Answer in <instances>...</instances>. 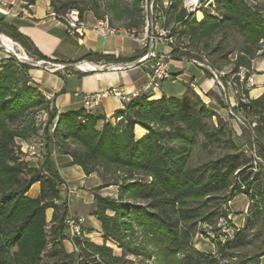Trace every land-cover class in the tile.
Wrapping results in <instances>:
<instances>
[{
    "label": "trees",
    "instance_id": "16d2710c",
    "mask_svg": "<svg viewBox=\"0 0 264 264\" xmlns=\"http://www.w3.org/2000/svg\"><path fill=\"white\" fill-rule=\"evenodd\" d=\"M48 1L56 14L77 10L71 5L57 7L52 0ZM140 1L133 0L131 8L120 9L116 16L117 20L125 17L129 21L125 31L134 36L139 35L144 25ZM211 2L224 15V20L218 21L205 11L203 20L196 21L194 14H187L183 0H170L171 21L182 28L177 36L206 39L223 28L231 27L264 41V8L250 7L244 0ZM27 3L32 5L35 0H27ZM154 5V22L162 24L164 16H160L159 0H154ZM117 7L112 5V8ZM80 14L83 15L82 12ZM0 31L27 52H34L30 40L14 27L0 23ZM146 52L145 47L142 56ZM92 58L114 61L99 54H94ZM15 62L8 61L0 70V264H41V253L47 245L46 210H53L52 235L56 243L55 240L63 236L69 209L67 199L62 198L58 189L61 180L52 160L51 151L55 146L51 145L48 129H44L45 154L38 169L30 168L28 162L19 157L20 140L36 135L38 128L34 123L23 122L19 128H14L15 124L32 108L38 109L44 104L46 109L49 103L30 86L28 70L31 67ZM246 65L249 67V63ZM239 66L238 63L235 70ZM126 111L125 125L113 128L106 122L101 131L95 126L105 118L92 114L84 116L83 110L58 114L51 109L49 114L51 121L57 117L56 132L62 142L61 146H57L56 153L69 155L72 159L69 165L81 167L85 175L97 172V165L104 167L101 170L103 175L111 174L112 168L113 172L122 173L123 182L118 186L117 199L98 194L94 196L93 215L100 222L104 239L115 242L124 251L123 257L126 254L139 255L138 249L131 248L121 239L122 228L128 226L130 229L135 223L158 247L159 264L252 262V258L246 262H232L235 256L230 251L246 248L253 239L262 236L252 220L257 217L256 211L231 239L213 243L215 255L195 249L192 243L197 225L213 226L219 219H226L222 206L237 195L244 194L252 200L257 196L260 203H264V178L254 168L251 158L235 143L229 122L209 109L190 88L180 98L163 95L157 100H149L148 96L140 95L131 101ZM239 113L251 118L256 136H264V92ZM117 114L122 113L119 111ZM151 123L161 129L152 128L149 126ZM135 125L147 130L146 135L138 140L133 135ZM59 128L64 131L63 134ZM120 128L123 130L118 134L117 129ZM66 141L73 142L78 149L70 151L65 148ZM257 145L259 155L264 157V147ZM196 146L209 153L217 150L219 154H210L207 161L189 166L192 150ZM35 183H39L40 193L36 199H30L26 193ZM109 185H102L101 188ZM130 201L143 205H132ZM107 212L113 213V216H108ZM91 249L101 255L104 264L105 257H110L112 253L105 246H91ZM59 255L62 256L61 252L55 250L48 255V259L61 261ZM262 255L264 253L255 258ZM64 258L70 260V264L77 261L75 254ZM113 261L121 260L113 258Z\"/></svg>",
    "mask_w": 264,
    "mask_h": 264
},
{
    "label": "rangeland",
    "instance_id": "374dc122",
    "mask_svg": "<svg viewBox=\"0 0 264 264\" xmlns=\"http://www.w3.org/2000/svg\"><path fill=\"white\" fill-rule=\"evenodd\" d=\"M57 7L62 5H71L75 7V9L82 12L84 15H90L96 17L97 20L106 19L109 23V26L116 31H125V26L128 24V20L123 17L122 19L117 20L116 16L119 13L120 9L123 8H131L133 5V0H52ZM250 7H254L257 9L264 8V0H244ZM50 2V1H49ZM118 6L117 8H112V5ZM160 5V16H164V22L162 24H158L159 27L164 29L166 36L172 35L175 39V43L177 47L182 48L181 51L177 50L175 52V57L178 58H197L201 62L208 66L211 70H214L218 73H222L224 76L222 77L223 84L225 82H236L237 73L240 71H248L250 75L254 77V74H262L264 72V41L257 40L252 38L244 33L239 32L235 28L227 27L223 28L217 33L213 34L210 38L206 39H189L185 37H179L180 32L182 30L180 24H176L171 21L172 13L169 11L170 0H159ZM150 6H152V18L153 24L155 25L154 19L155 15V5L154 0H141L140 8L142 10V15L144 17V25L141 30H139L138 37L142 39L144 35V27L146 18H148L150 22ZM183 7L186 9L187 14H194L193 17L196 21H201L204 18L203 12L207 11L210 16L215 18L216 20H224V15L217 10L216 6L211 2V0H196L194 5H189L185 3L183 0ZM201 17H200V15ZM190 16V21L192 18ZM151 25L148 28V35L151 34ZM153 33L155 30L153 29ZM174 33V35H173ZM144 44L146 41H143ZM157 50V48H156ZM250 52V54L248 53ZM16 63V62H15ZM240 64L235 70L236 65ZM249 63V67L246 65ZM19 64V63H16ZM247 73V74H248ZM248 74V75H249ZM255 81V80H254ZM256 87V83H255ZM254 87V88H255ZM253 88V89H254ZM222 98L223 107H225L224 116H219L223 118L225 121H228L232 131L233 138L239 149L243 150L244 153L251 158L252 164L254 168L260 173L262 179L264 178V157L259 155L258 145L264 147V136L258 137L253 132V128L255 124L250 117H244V115L238 114V111L235 109H231V112L234 116L238 117L240 121H237L235 117L230 115L229 105H225L223 101L224 92L228 97L232 98V90H230L226 85H224L223 90L219 89ZM252 90V89H251ZM249 97V92H248ZM36 99V98H35ZM234 99V98H233ZM250 99V98H249ZM251 101V100H250ZM51 112V108L48 107L45 109V105L41 104L38 109L32 108L26 114V116L18 121L14 128H19V126L24 122L25 124L34 123V126L38 128V132L36 135L32 136L26 140H20V159L26 160L28 162V166L30 168L32 165H38L40 167L42 163V158L45 154V145H46V136L44 135V129H48V136L50 137V142L52 147L55 146L54 150L52 149V155L58 150L57 146H61L62 142L60 140L59 133L56 132V124L57 117L51 121L49 119V114ZM127 113V111L125 112ZM106 124L105 120L98 121L96 124V130L101 131L103 126ZM113 128H117L119 124H126V114L124 119L118 123H110ZM152 128H160L158 125L151 123L149 124ZM163 129V128H162ZM58 130H61L59 128ZM123 128L117 129V133L121 134ZM61 131H59L61 133ZM140 131V132H139ZM64 131H62L63 134ZM147 133V130L140 126L135 125L133 129V135L136 140L142 138ZM67 147L70 151L77 150L78 146L71 141H66ZM28 146H32L34 148V154H31L28 151ZM212 150V149H211ZM264 153V151H263ZM210 154L218 155L217 150H212L209 153L208 150H202L200 147L196 146L191 153V157L189 160V166H195L198 163H202L207 161ZM36 168V169H38ZM102 165H97V174L102 177V185L111 184L106 187H102L100 185L97 188H94L93 191L95 194L101 195L103 197H109L112 199H117L119 184L123 182L122 173L121 172H113L114 168L111 169V174L103 175L101 174V170H103ZM58 188L61 192L62 198L67 199V195L63 189L61 183L58 184ZM94 194V196H95ZM132 205H136V203L141 206L142 203L130 201ZM257 203V204H256ZM68 204V202H67ZM94 204V202H93ZM223 210L226 212V219H219L213 226H207L204 224L197 225V233L195 234L192 243L193 247L201 252L216 254V249L214 246V242L216 240L224 243L227 239H231L234 233L244 227L248 217L252 214V212H257V219L254 218L256 230L258 232H262V236L258 239H253L252 244L246 248L230 251L231 254H234L235 258L231 261L235 263L246 262L249 258H252L250 263L246 264H254L258 262L259 264H264V255L255 258L256 255H260L264 253V203H260V199L256 196L253 200L244 194H239L234 197L232 200L227 201L223 206ZM69 209V208H68ZM52 210V209H51ZM53 211V210H52ZM94 207L92 205L91 213H94ZM108 216H113V213L107 212ZM53 216V215H52ZM94 216V215H93ZM95 217V216H94ZM68 218H79L83 221V232L85 236H81L84 239L85 246H87L89 252L93 254L95 258L92 263L104 264L101 255L91 249V246H105L111 250L110 257H105L106 264H159L158 261V247L154 246L148 237L144 235L139 228L136 227L135 223H132V227L128 229L127 227H123L121 231V239L125 244L130 245L131 248L138 249L139 255H131L126 254L123 257L124 251L113 241L106 240L107 242H103L100 245H96L92 243L87 237V231L85 228L86 219L82 216L70 215ZM96 218V217H95ZM52 219V218H51ZM97 219V218H96ZM64 221V232L62 237H58L56 239V243L53 242L52 235V222L51 220L47 223L46 234H47V245L46 248L41 253L42 262L52 263V264H70V260L64 258L66 255L75 254L77 256V261L75 264H80V262H85L88 260V256H92L84 250L75 251L73 244L70 242V238L66 236V226ZM98 221V220H97ZM85 237V238H84ZM104 238V237H103ZM67 242L71 246V249H66L63 247L60 242ZM57 245V246H56ZM55 250H59L62 254L59 255V260L56 258L48 259V255L51 252H55ZM70 252H69V251ZM113 258H119L121 261H113ZM221 264H225V261H222Z\"/></svg>",
    "mask_w": 264,
    "mask_h": 264
},
{
    "label": "crops",
    "instance_id": "0c3cea01",
    "mask_svg": "<svg viewBox=\"0 0 264 264\" xmlns=\"http://www.w3.org/2000/svg\"><path fill=\"white\" fill-rule=\"evenodd\" d=\"M0 1L6 3V6L1 7L4 14L0 13V23L14 27L28 38L34 52H27L3 31H0L1 35L18 43L28 57L34 61L69 66L56 73L32 66L28 70L30 86L42 95L49 103V107L58 114L83 110L81 97L75 96V93L94 95L116 88L125 95H131L140 92L146 83L149 63L132 68L100 69V71L91 70L89 72H82L73 66L82 61L97 66H124L137 62L142 57L145 48L144 42L138 36L127 33V31H120L118 35L102 37L89 29L82 39L69 37L63 26L53 17L48 0H35L32 5L28 4L27 0ZM82 17L88 28H91L97 21L92 14H83ZM170 51L171 48L166 44L159 43L155 46L157 54H167ZM94 54L113 58L114 61L95 60L92 58ZM10 60L13 58L0 47V70ZM169 72L176 79L175 82L163 81L153 90L143 93L148 96L149 100H157L163 95L180 98L187 88H190L209 109L220 116L226 115L220 90L212 82L211 73L206 67L191 65L176 58L170 62ZM254 80L256 87L249 91L250 100H255L263 94L264 72L254 74ZM119 111L120 100L113 96H106L101 98L98 106L92 111V115L108 118ZM52 160L61 180V190L63 189L67 195L69 214L86 219L87 237L92 243L100 245L107 242L103 238L100 222L91 213L95 194L91 190L102 185V178L96 172L85 175L81 167L69 165L72 161L69 155L55 152ZM32 167L38 168V165H32ZM39 193V183H35L26 196L36 199ZM45 215L48 223L53 211L48 209ZM60 244L66 249H71L67 242L62 241Z\"/></svg>",
    "mask_w": 264,
    "mask_h": 264
},
{
    "label": "built area",
    "instance_id": "2783aa9c",
    "mask_svg": "<svg viewBox=\"0 0 264 264\" xmlns=\"http://www.w3.org/2000/svg\"><path fill=\"white\" fill-rule=\"evenodd\" d=\"M186 4L194 5L196 3V0H193L191 3ZM6 6L5 2L0 1V13L4 14V10L1 9V7ZM151 19L150 22L148 18H146L145 21V27H144V35L142 37V41H146L144 44V47L147 48V52L144 56H142L138 61H144V63H149L147 73V81L142 86L140 92H135L131 95H125L120 90L116 88H111L105 93L102 94H94V95H80L78 93H75V96H80L83 104V111L84 116H87L89 114H92V111L98 106L101 98L106 96H113L120 100V112L122 114H117L110 116L108 118H105V121L108 123H118L124 119V113L126 112V109L128 105L131 103V101L142 95L143 93H147L154 88H156L161 82L163 81H169V82H175V78L170 74L169 72V64L172 60L176 59L175 55L173 54L174 50L181 51L182 48L176 46V41L173 37L166 36L164 29L162 27H159L158 23L155 25L153 24V18H152V6L149 8ZM53 17L63 26L65 32L69 37L73 38H79L82 39L87 32V30H91L97 34H99L102 37H110L120 34V31H116L112 29L109 26V23L106 19L104 20H97L91 28H88L85 20L83 19L82 15L78 10H68L63 13H53ZM151 25V34L148 35V28ZM153 29L155 30V33H153ZM129 33V32H127ZM3 35L0 34V37ZM5 37V36H4ZM7 38V37H6ZM9 39V38H8ZM12 42V49H9L6 45H4L0 41V47L3 48V51L10 55L13 60L16 61V63L19 64H25L23 62V59L19 58L18 54L24 56L26 59L31 58L28 57V55L24 52V50L20 47V45L11 39H9ZM166 44L171 48V51L167 54H157L155 52V46L157 44ZM179 60L183 62L190 63L191 65L199 66V67H206L210 73H211V79L212 82L221 90L224 92V85H226L230 90H232V98L228 97L224 92V102L229 107L230 115L235 117L237 121H240V119L236 116H234L231 112V109L238 110L239 112L242 111L243 108H247L250 99L248 97V92L255 87V81L254 77L248 73V71H240L237 73V81L236 82H225L223 84L222 77L224 76L222 73H218L214 70H211L208 66H205L203 62L198 60L197 58H178ZM34 61V60H33ZM38 65L32 66L39 69H43L47 72L54 73V71H62L65 69V65H54L50 64L44 61H35ZM88 62L82 61L77 63L76 68L82 72H89L93 71L96 67L99 69H107V70H116L121 68H131L130 64H125L124 66L121 65H109V66H97L91 63L93 67L89 68L88 70H82L79 65L86 64ZM27 65V64H25ZM31 66V65H28ZM249 75H248V74ZM234 98V99H233ZM81 121L84 122L83 117H81ZM28 151L31 154H34V148L32 146H28ZM65 226L67 229V232L65 233L68 238H70V242L73 244V247L75 251L84 250L85 252L89 253L92 256H88V260H85L86 263L94 262L96 257H93V254H91L85 246L84 239H82L81 236H85L83 232V221L79 218H68L65 221ZM85 238V237H84ZM78 242V243H76ZM98 259V258H96Z\"/></svg>",
    "mask_w": 264,
    "mask_h": 264
},
{
    "label": "bare ground",
    "instance_id": "6f19581e",
    "mask_svg": "<svg viewBox=\"0 0 264 264\" xmlns=\"http://www.w3.org/2000/svg\"><path fill=\"white\" fill-rule=\"evenodd\" d=\"M192 1H193V0H186L187 3H191ZM199 15H200V14H199ZM200 17H201V15H200ZM0 41H1L4 45H6L9 49H12V50H13V48H12V42H11L8 38L2 36V37H0ZM18 56H19V58H21V59H26L24 56H22V55H20V54H18ZM79 66H80V68H81L82 70H88L89 68L93 67V65H91V64H89V63L81 64V65H79ZM139 132H140V131H139Z\"/></svg>",
    "mask_w": 264,
    "mask_h": 264
},
{
    "label": "water",
    "instance_id": "95a60500",
    "mask_svg": "<svg viewBox=\"0 0 264 264\" xmlns=\"http://www.w3.org/2000/svg\"><path fill=\"white\" fill-rule=\"evenodd\" d=\"M23 62H24L25 64H27V65H31V66H36V65H38L37 62H35V61H33V60H30V59H23ZM88 63L91 64L90 62H88ZM143 63H144V61H137V62L131 63L130 65H131V68H132V67H137V66H139V65H141V64H143ZM76 65H77V64H74L73 66L76 67ZM64 67L67 68V67H69V66H68V65H65ZM93 71H100V69L96 67ZM56 72H57V71H54V73H56Z\"/></svg>",
    "mask_w": 264,
    "mask_h": 264
}]
</instances>
